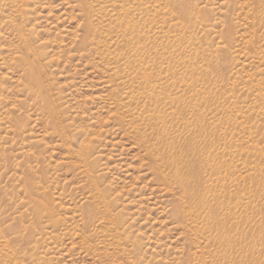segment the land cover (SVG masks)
I'll return each instance as SVG.
<instances>
[{"label": "rangeland", "instance_id": "1", "mask_svg": "<svg viewBox=\"0 0 264 264\" xmlns=\"http://www.w3.org/2000/svg\"><path fill=\"white\" fill-rule=\"evenodd\" d=\"M3 1L0 264H264V0Z\"/></svg>", "mask_w": 264, "mask_h": 264}, {"label": "bare ground", "instance_id": "2", "mask_svg": "<svg viewBox=\"0 0 264 264\" xmlns=\"http://www.w3.org/2000/svg\"><path fill=\"white\" fill-rule=\"evenodd\" d=\"M0 1H3V0H0ZM19 2H21V0ZM24 5L22 3L21 6H18V7H15L14 8L13 6H8V3L4 2V1L2 3H0V7H4V8L6 7V8L9 9L10 12H13L14 11V12L17 13V15L19 14L20 15L19 18L21 19V22H26L27 19H28V17H27L28 13L26 12V9L23 8ZM25 6H28V5L26 4ZM28 51H29V53H32V52H36L37 50H36V48H34V46L29 45L28 46ZM59 129H60V131H61L62 134H65L66 133V130L63 127H60ZM65 138L67 139V136H65ZM185 181H186V184L187 185L190 183V180H185ZM196 183L198 184V179L195 180V184ZM195 186L197 187V185H195ZM193 195L194 194H192V196Z\"/></svg>", "mask_w": 264, "mask_h": 264}]
</instances>
